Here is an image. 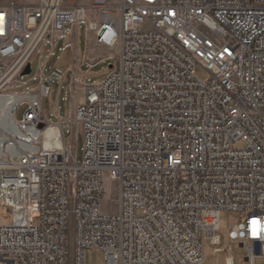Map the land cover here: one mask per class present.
<instances>
[{
	"label": "built area",
	"instance_id": "built-area-1",
	"mask_svg": "<svg viewBox=\"0 0 264 264\" xmlns=\"http://www.w3.org/2000/svg\"><path fill=\"white\" fill-rule=\"evenodd\" d=\"M110 2L0 6V96L18 95L12 127L22 141L0 166V264H66L70 215L75 264H88L94 248L104 264H205L203 239L221 246L222 210L240 214L229 239L250 243L245 259L255 264L264 256V0ZM81 22L120 53L117 69L88 86L62 124L83 136L77 165L62 125L40 128L49 78L40 70V84L23 93L9 85ZM53 126L62 146L48 149ZM106 174L118 183L114 215L102 207Z\"/></svg>",
	"mask_w": 264,
	"mask_h": 264
},
{
	"label": "rangeland",
	"instance_id": "rangeland-1",
	"mask_svg": "<svg viewBox=\"0 0 264 264\" xmlns=\"http://www.w3.org/2000/svg\"><path fill=\"white\" fill-rule=\"evenodd\" d=\"M91 0H66L67 5H90ZM38 0H0V6H14V5H36ZM111 5H118V0H111ZM114 15H119V10L115 8L104 10ZM89 18H98L95 11L89 10ZM68 36L77 33L78 44L81 48H85L89 37L92 36V32L88 28L87 22H81L80 24H67L66 26ZM67 36V37H68ZM45 53L50 54L46 66L44 68L45 76L49 78L51 86V93L43 100V119L44 122L40 124V128L43 129L47 124H55L58 120L73 119L75 117V111L77 106L81 105L85 101L87 86H94L97 83L104 81L108 77L107 70L113 71L117 69L119 65V47L115 49H108L101 47L97 49V59L94 62L84 61L83 67L78 68L77 79L73 74L74 66L78 59L76 53L71 45L64 44L63 41L60 45L52 47L51 44H45ZM41 53L38 52L32 59L31 68L32 73L28 75L18 76L16 82L9 86L16 85L12 92L23 93L32 87H36L40 84V78L36 75L39 72L38 66L40 65ZM0 67V72L3 70ZM55 72L57 75L66 74L67 78L64 82H60L59 77L52 74ZM88 73H92V77H87ZM196 75L202 80H208L210 74L203 68L198 67L196 69ZM10 93L11 91H6ZM26 109V103H21L17 119H21L24 110ZM64 138L67 146L74 153L76 158V164L81 165L83 163L84 156V142L81 132L77 130L76 124H72L71 127L64 128ZM10 140L6 144L13 143ZM235 148L244 147V143L239 141L233 145ZM6 155V156H5ZM0 156V166L9 165L11 163V157L6 154ZM104 185V199L102 207L104 213L107 215L117 214L119 211L118 206V183L109 174H106L103 179ZM240 214L238 212H231L222 210L220 212V227L218 235L221 239V246L214 245L209 239H203V248L205 250V264H225L226 254L223 252V247H230L232 253L236 257L235 264H251L250 261L245 259L250 243L247 246L242 247L239 240L229 239V232L239 222ZM68 256L66 264H75V219L73 215L68 217ZM88 264H104V251L102 248H94L87 254ZM255 264H264V256H257L255 258Z\"/></svg>",
	"mask_w": 264,
	"mask_h": 264
},
{
	"label": "bare ground",
	"instance_id": "bare-ground-1",
	"mask_svg": "<svg viewBox=\"0 0 264 264\" xmlns=\"http://www.w3.org/2000/svg\"><path fill=\"white\" fill-rule=\"evenodd\" d=\"M16 94H6L0 96V156H4L5 152L11 148H17L22 145V141H14L6 144L16 136V132L12 127L13 115L12 105L17 98ZM60 130L57 126H53L44 132V147L57 148L62 146V142L58 139ZM6 156V155H5Z\"/></svg>",
	"mask_w": 264,
	"mask_h": 264
},
{
	"label": "crops",
	"instance_id": "crops-1",
	"mask_svg": "<svg viewBox=\"0 0 264 264\" xmlns=\"http://www.w3.org/2000/svg\"><path fill=\"white\" fill-rule=\"evenodd\" d=\"M68 35H69V33L67 32V29L65 28L64 33H62V34H60V36H58L59 40H58L57 44L54 47H56L57 45H60V42L61 41H63L64 44H66V45H71L72 46V48L74 49V51L76 53L77 59H78L77 63L74 66V72H73V74L75 76V79H77V75H78V72H79L78 71V68H82L83 67L84 61L94 62L97 59V56H96L97 49L98 48H101V47H105V48H108V47H106V46H104L102 44H99L97 42V38H96L94 32H92V36L89 37L88 42L85 45V48H81L79 46V44H78V38H79V36H78L77 33L74 32V34H72L70 36H68ZM49 58H50V54H46L45 53V50H44L43 61L40 62L41 63V67H40V65L38 66V68L40 67L39 68V71L41 70L44 73V68H45L46 63H47V61H48ZM107 72H108V70H107ZM60 76H63L64 77V79H63L62 82H64L65 79L67 78V75L66 74H62ZM87 77L91 78L92 77V73H88L87 74ZM66 120L67 119L58 120L53 125H62ZM64 128H65V126L62 125L61 126V129H62L63 137H64ZM64 141H65V138H64ZM65 143H66V141H65Z\"/></svg>",
	"mask_w": 264,
	"mask_h": 264
},
{
	"label": "water",
	"instance_id": "water-1",
	"mask_svg": "<svg viewBox=\"0 0 264 264\" xmlns=\"http://www.w3.org/2000/svg\"><path fill=\"white\" fill-rule=\"evenodd\" d=\"M31 73H32L31 64H28V66L26 67V69L24 70L22 75H28V74H31Z\"/></svg>",
	"mask_w": 264,
	"mask_h": 264
},
{
	"label": "snow or ice",
	"instance_id": "snow-or-ice-1",
	"mask_svg": "<svg viewBox=\"0 0 264 264\" xmlns=\"http://www.w3.org/2000/svg\"><path fill=\"white\" fill-rule=\"evenodd\" d=\"M253 225H254L253 231L255 232L256 227H257V222L256 221H253Z\"/></svg>",
	"mask_w": 264,
	"mask_h": 264
}]
</instances>
